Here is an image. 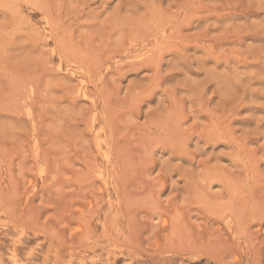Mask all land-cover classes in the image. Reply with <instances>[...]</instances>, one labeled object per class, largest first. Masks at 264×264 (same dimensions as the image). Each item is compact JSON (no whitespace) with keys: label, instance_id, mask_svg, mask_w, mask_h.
<instances>
[{"label":"rangeland","instance_id":"rangeland-1","mask_svg":"<svg viewBox=\"0 0 264 264\" xmlns=\"http://www.w3.org/2000/svg\"><path fill=\"white\" fill-rule=\"evenodd\" d=\"M0 264H264V0H0Z\"/></svg>","mask_w":264,"mask_h":264}]
</instances>
